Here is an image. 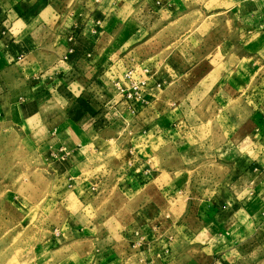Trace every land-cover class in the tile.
Returning <instances> with one entry per match:
<instances>
[{"label":"crops","instance_id":"0c3cea01","mask_svg":"<svg viewBox=\"0 0 264 264\" xmlns=\"http://www.w3.org/2000/svg\"><path fill=\"white\" fill-rule=\"evenodd\" d=\"M244 2L252 5L256 0H0V119L24 139L42 138L45 149L66 169L91 167L88 156L101 154L95 145L109 143L118 134L129 135L134 130L166 135L165 130L154 128L159 120L150 122L154 114L170 119L177 129L191 112L190 96L196 85H221V70L228 68L231 55L258 53L254 41L245 47L240 39L257 37L260 27L253 12L235 15ZM248 18L251 30L240 29V23H249ZM181 25L183 29L178 28ZM154 38L161 40L156 41L161 45L156 51L160 63L146 75L127 55L120 58L131 45ZM162 38L168 40L162 43ZM237 47L241 51L234 52ZM131 70L136 80L147 81L144 104L129 101L117 88L119 82L126 85L124 76ZM197 72L199 80L195 81ZM117 89L121 96L114 94ZM156 103L157 109H152ZM258 115L251 112V123L256 133L263 134L264 116ZM234 128L219 132L236 134L238 127ZM228 147L220 142L214 149ZM229 148L234 159L220 158L217 165L238 170V174L248 168L245 178L240 174L242 179L224 186L223 176L210 175L199 195L188 183L191 197L187 196L183 215L192 217L194 225L190 226L191 219L184 222L180 218L178 225L174 221L169 226L173 259L168 264H178L184 252L195 264H264V165L260 156L264 140L259 137L253 142L246 135ZM180 225L187 231L186 240L175 231ZM161 230L162 226L149 233L157 242L166 243ZM85 231L86 226L73 224L60 238L61 244L99 249L104 243L115 250L120 244L128 245L141 264H159L166 256L161 250L147 254L145 246H152L147 243L151 239L138 242L136 235L109 238L108 243L98 237L77 240ZM67 258L60 257V261ZM127 258L131 261V254L123 260ZM17 261L13 257L9 264Z\"/></svg>","mask_w":264,"mask_h":264},{"label":"rangeland","instance_id":"374dc122","mask_svg":"<svg viewBox=\"0 0 264 264\" xmlns=\"http://www.w3.org/2000/svg\"><path fill=\"white\" fill-rule=\"evenodd\" d=\"M248 4L242 3L235 15L249 16L253 12L259 18L258 36L240 38L245 47L254 41L258 53L231 55L228 68L221 70L224 75L221 85L206 82L196 85L190 96L191 112L188 111L185 121H179L177 129L170 119H158L154 114L150 122L159 120L154 128L165 130L166 135L134 130L129 135L118 134L109 143L95 145L101 154L88 156L91 167L66 169L45 149L42 138L24 139L21 133L7 129L5 119L3 122L0 119V264H9L13 257L19 258L13 264H141L135 257V249L124 244L116 250L104 243L99 249L88 244L62 245L60 238L72 230L73 224L86 226L77 240L98 237L108 243L109 238L136 235L138 242L152 240L147 241L152 246H145L147 254L160 250L166 254L159 264L172 261L169 226L174 221L178 225L180 218L184 222L191 219L190 226L194 225L192 217L183 215L191 192L188 183L191 189L196 187L199 195L210 175L223 176L224 186L233 184L238 177L245 178L248 168L243 169L241 176L238 170L223 168L216 161L234 159L229 147L246 135L253 142L259 137L264 140V133H256L251 123L252 111L264 116V3L256 0ZM248 19L249 23L239 22L240 29L251 30ZM155 27L153 24L152 28ZM226 27L230 32L231 27ZM157 40L161 42L154 38L131 45L119 56L127 55L125 58L145 74L151 67L159 66L156 51L161 45ZM167 40L162 38V43ZM198 75L197 72L195 81L199 80ZM113 92L121 96L118 89ZM155 106L157 103L151 108L157 109ZM186 122L190 124L189 132ZM234 127H238L236 134L219 132L234 131ZM220 142L228 143L227 150L214 149ZM260 156L264 165V151ZM178 207L180 212L176 213ZM160 226V233L166 234V243L157 242L149 233ZM181 226L175 231L186 240L187 231ZM184 253L178 264H195ZM125 254H131L132 260L124 261ZM67 255V260L60 261V257Z\"/></svg>","mask_w":264,"mask_h":264},{"label":"built area","instance_id":"2783aa9c","mask_svg":"<svg viewBox=\"0 0 264 264\" xmlns=\"http://www.w3.org/2000/svg\"><path fill=\"white\" fill-rule=\"evenodd\" d=\"M126 85L117 83L118 89H120L126 99L133 101L137 105L144 104V90L147 84L146 80H136L134 77V71H127L124 76Z\"/></svg>","mask_w":264,"mask_h":264},{"label":"bare ground","instance_id":"6f19581e","mask_svg":"<svg viewBox=\"0 0 264 264\" xmlns=\"http://www.w3.org/2000/svg\"><path fill=\"white\" fill-rule=\"evenodd\" d=\"M1 252V251H0Z\"/></svg>","mask_w":264,"mask_h":264}]
</instances>
